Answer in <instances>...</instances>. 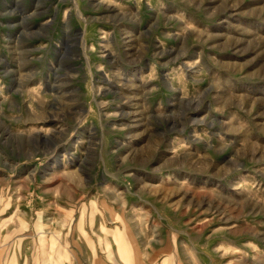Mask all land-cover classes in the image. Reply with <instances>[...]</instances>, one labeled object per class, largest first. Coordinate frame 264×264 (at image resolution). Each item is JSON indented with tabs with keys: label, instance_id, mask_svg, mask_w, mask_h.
Wrapping results in <instances>:
<instances>
[{
	"label": "rangeland",
	"instance_id": "obj_1",
	"mask_svg": "<svg viewBox=\"0 0 264 264\" xmlns=\"http://www.w3.org/2000/svg\"><path fill=\"white\" fill-rule=\"evenodd\" d=\"M0 264H264V0H0Z\"/></svg>",
	"mask_w": 264,
	"mask_h": 264
},
{
	"label": "bare ground",
	"instance_id": "obj_2",
	"mask_svg": "<svg viewBox=\"0 0 264 264\" xmlns=\"http://www.w3.org/2000/svg\"><path fill=\"white\" fill-rule=\"evenodd\" d=\"M25 25V24H24ZM25 31V30H24ZM83 37V36H82ZM82 39V38H81Z\"/></svg>",
	"mask_w": 264,
	"mask_h": 264
}]
</instances>
